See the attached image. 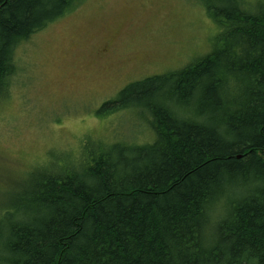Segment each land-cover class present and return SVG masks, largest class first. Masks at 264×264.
Masks as SVG:
<instances>
[{"label": "trees", "instance_id": "16d2710c", "mask_svg": "<svg viewBox=\"0 0 264 264\" xmlns=\"http://www.w3.org/2000/svg\"><path fill=\"white\" fill-rule=\"evenodd\" d=\"M80 1L0 0V96L20 43ZM203 2L210 52L100 104H136L152 138L84 140L74 161L17 180L0 264H264V3Z\"/></svg>", "mask_w": 264, "mask_h": 264}, {"label": "rangeland", "instance_id": "374dc122", "mask_svg": "<svg viewBox=\"0 0 264 264\" xmlns=\"http://www.w3.org/2000/svg\"><path fill=\"white\" fill-rule=\"evenodd\" d=\"M218 31L203 0H81L32 33L16 48V72L0 96V200L13 190V202L27 172L28 180L74 161L64 154L84 140L95 150L152 138L136 104L113 113L100 104L126 82L210 52ZM97 41L106 53L96 52Z\"/></svg>", "mask_w": 264, "mask_h": 264}, {"label": "flooded vegetation", "instance_id": "af4514ba", "mask_svg": "<svg viewBox=\"0 0 264 264\" xmlns=\"http://www.w3.org/2000/svg\"><path fill=\"white\" fill-rule=\"evenodd\" d=\"M97 45H96L97 46L96 52L97 53L98 52L101 53V55L104 54V53H106L108 51V49H109V47L107 45L103 44L102 42H99L98 43V41H97Z\"/></svg>", "mask_w": 264, "mask_h": 264}]
</instances>
